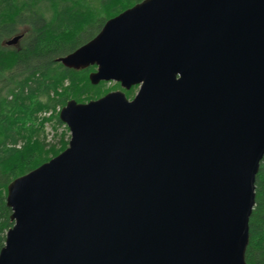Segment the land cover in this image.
Returning a JSON list of instances; mask_svg holds the SVG:
<instances>
[{
	"label": "water",
	"instance_id": "obj_1",
	"mask_svg": "<svg viewBox=\"0 0 264 264\" xmlns=\"http://www.w3.org/2000/svg\"><path fill=\"white\" fill-rule=\"evenodd\" d=\"M59 60L139 91L64 106L69 147L9 184L0 264H247L264 0H143Z\"/></svg>",
	"mask_w": 264,
	"mask_h": 264
},
{
	"label": "trees",
	"instance_id": "obj_2",
	"mask_svg": "<svg viewBox=\"0 0 264 264\" xmlns=\"http://www.w3.org/2000/svg\"><path fill=\"white\" fill-rule=\"evenodd\" d=\"M142 1L0 0V251L14 225L7 204L9 184L51 160L50 152L54 157L68 146L69 141L63 140L62 149L54 145L47 149L40 138L44 122L64 124L57 106H65L70 99H97L106 94L104 81H90L95 65L69 68L59 57L93 39L109 19ZM22 30L20 47L6 44ZM121 88L120 83L111 86ZM123 90L131 95L135 86ZM49 110L50 116H39ZM23 138L26 142L19 145ZM255 185L245 259L247 264H264V158Z\"/></svg>",
	"mask_w": 264,
	"mask_h": 264
},
{
	"label": "rangeland",
	"instance_id": "obj_3",
	"mask_svg": "<svg viewBox=\"0 0 264 264\" xmlns=\"http://www.w3.org/2000/svg\"><path fill=\"white\" fill-rule=\"evenodd\" d=\"M119 15V14H118ZM117 16V15H116ZM115 16V17H116ZM113 18V17H112ZM25 30H22V32H20L18 35H22V37H23V35H25ZM10 39H12V37L11 38H9V39H7V40H10ZM6 40V41H7ZM9 46H14V47H20V40L18 41V43L17 44H14V45H9ZM71 53V52H70ZM69 54V53H68ZM67 55V54H66ZM66 55H64V56H66ZM63 57V56H62ZM61 57H59V59H60ZM58 61H60V60H58ZM61 62V61H60ZM62 63V62H61ZM76 69V68H75ZM80 69V68H79ZM92 71H96V68L94 69V70H92ZM91 71V72H92ZM90 72V73H91ZM90 73H89V76H90ZM90 78V77H89ZM105 82V84H104V86L102 87L103 88V93L105 92V93H108V92H110V91H115L114 89H111V86H112V84L113 83H117V82H115V81H104ZM67 84L65 83V86H66ZM118 90V89H117ZM121 90H123V88H121ZM124 91V90H123ZM138 91H139V85H137V86H135V91H134V93L133 94H131V95H127L126 94V92H125V94H126V96H127V98L129 99V100H133L135 97H136V95H137V93H138ZM100 98V97H99ZM96 100L95 98L94 99H92V98H82L81 97V100H79V101H77L76 99H74V100H76L77 102H79V103H88L89 101H91V100ZM98 99V98H97ZM70 100H72V99H70ZM69 100V101H70ZM68 101V102H69ZM67 102V103H68ZM67 105V104H66ZM65 105V106H66ZM64 108V106L63 107H61V106H57V111H58V114H59V116H60V113H61V110ZM52 113V110H49V111H43V112H40L39 113V116L40 117H48V116H50V114ZM71 136H72V134H71V130H70V128H69V126L66 124V123H64V124H61V125H58L57 123H56V121H45L44 122V126H43V131H42V133H41V135H40V138L43 140V141H45V144H46V148L48 149V147H50V146H55L56 148H60V149H62V141L64 140V141H71ZM34 137V136H33ZM26 139L25 138H23V139H21V141H19V145H23L26 141H25ZM69 147V143H68V146L65 148V149H67ZM65 149H63L61 152H63ZM60 152V153H61ZM59 153V154H60ZM59 154H57V155H55L54 157H56V156H58ZM49 156L51 157L52 156V158H54L53 157V154L50 152L49 153ZM51 158V159H52Z\"/></svg>",
	"mask_w": 264,
	"mask_h": 264
},
{
	"label": "bare ground",
	"instance_id": "obj_4",
	"mask_svg": "<svg viewBox=\"0 0 264 264\" xmlns=\"http://www.w3.org/2000/svg\"><path fill=\"white\" fill-rule=\"evenodd\" d=\"M117 83H120V82H117ZM120 84H121V83H120ZM134 86H137V85H134ZM121 87H122V85H121ZM132 87H133V86H132ZM132 87H131V88H132ZM122 88L125 89L124 87H122ZM131 88H130V89H131ZM118 90H121V89H118ZM126 90H129V89H126ZM124 92H125V91H124Z\"/></svg>",
	"mask_w": 264,
	"mask_h": 264
}]
</instances>
